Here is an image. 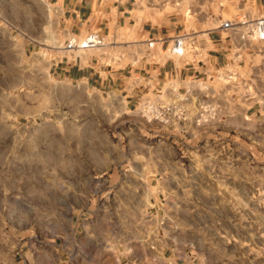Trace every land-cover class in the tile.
<instances>
[{
    "label": "rangeland",
    "instance_id": "1",
    "mask_svg": "<svg viewBox=\"0 0 264 264\" xmlns=\"http://www.w3.org/2000/svg\"><path fill=\"white\" fill-rule=\"evenodd\" d=\"M60 15L0 0V264H264V122L173 128L59 77L87 35Z\"/></svg>",
    "mask_w": 264,
    "mask_h": 264
},
{
    "label": "crops",
    "instance_id": "2",
    "mask_svg": "<svg viewBox=\"0 0 264 264\" xmlns=\"http://www.w3.org/2000/svg\"><path fill=\"white\" fill-rule=\"evenodd\" d=\"M46 1L60 11L59 21L68 35L81 37L96 31L103 38L100 47L60 55L53 69L59 77L79 81L91 91L113 93L126 107H139L145 96L156 102L178 103L190 77L209 80L216 67H227L234 57L230 54L237 53L239 63L235 61L232 65L236 68V82L230 83L225 78L210 81L218 95V112L215 119L204 124L221 120L239 124L245 117L247 122H264V116L257 115L260 109L255 107L254 100L245 97V93L238 94L243 83L264 94V49L246 43L241 30L220 28L224 19L264 16V0ZM177 34H190L198 51L171 55L169 43ZM150 39H156L152 48L147 47ZM221 94L229 102H223ZM178 104L184 110V119L169 114L168 123L173 128L181 123H194L192 99ZM152 174L153 169L147 176L149 185L156 183Z\"/></svg>",
    "mask_w": 264,
    "mask_h": 264
},
{
    "label": "built area",
    "instance_id": "3",
    "mask_svg": "<svg viewBox=\"0 0 264 264\" xmlns=\"http://www.w3.org/2000/svg\"><path fill=\"white\" fill-rule=\"evenodd\" d=\"M220 28L224 30L237 31L241 30V38L251 46L260 47L264 49V16L260 17H248L246 15L236 16L234 19H224L220 22ZM190 34H177L171 37L168 51L171 55L181 56L188 50L198 51V47L195 44V40L190 37ZM156 39H150L147 41V47L152 48L155 45ZM103 45L102 36L96 32H89L80 41L72 38L67 41L64 48L68 51L78 49L97 48ZM264 52V51H263ZM233 58L229 59L227 67L218 66L215 68L213 76H210L209 80L200 77H190L186 84L183 93L178 97L177 102H188L192 99L193 102V115L192 121L200 124L209 122L217 116V94L213 89V85L210 82L212 79H227L230 83L236 82V68L233 67V63L236 60L237 53H233ZM241 88H244L245 97L249 99H255L257 97V91H254L251 86L246 83L241 84ZM237 89V88H236ZM253 92L254 94H251ZM248 93V94H246ZM176 102H163V100L156 102L151 97L145 96L141 102V112L143 116H149L150 119H155L159 122H168L170 119L169 114H172L176 119H184V110L182 106Z\"/></svg>",
    "mask_w": 264,
    "mask_h": 264
}]
</instances>
